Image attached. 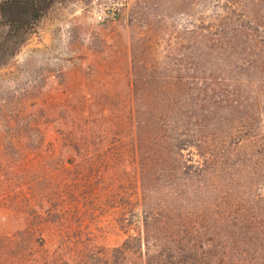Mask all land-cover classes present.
Here are the masks:
<instances>
[{
	"label": "rangeland",
	"instance_id": "1",
	"mask_svg": "<svg viewBox=\"0 0 264 264\" xmlns=\"http://www.w3.org/2000/svg\"><path fill=\"white\" fill-rule=\"evenodd\" d=\"M87 3L0 0V264L48 207L68 264H264V0Z\"/></svg>",
	"mask_w": 264,
	"mask_h": 264
},
{
	"label": "trees",
	"instance_id": "2",
	"mask_svg": "<svg viewBox=\"0 0 264 264\" xmlns=\"http://www.w3.org/2000/svg\"><path fill=\"white\" fill-rule=\"evenodd\" d=\"M35 0H12L13 4L19 7V11L23 12L27 8H30L31 15L35 14ZM32 118L30 122H27L26 125H30L27 128L29 133L18 131L10 133L5 137L8 142L13 144H19L24 139L34 140L41 147H44L43 138L40 133L36 130V126ZM25 125V126H26ZM45 151V150H43ZM0 183L4 181L7 176L2 171L3 158L4 154H0ZM28 155H21V160L27 159ZM123 194L126 196V203L132 202L130 194H128L125 189ZM33 215L36 217L32 220L33 223H28L27 228L37 231L39 234L38 240L36 236L29 237L28 243L29 248H27V253L32 257V263L34 264H68L71 259L66 253V248L72 245V243H81L79 237L71 236L73 230H77L78 226L72 227L66 217V208L65 207H48L40 212H33ZM53 215L54 218L50 219L49 216ZM36 221V222H35ZM36 224V225H35ZM40 241V242H38ZM116 249V247H115ZM118 249V248H117ZM82 250L80 251L81 255ZM79 254V253H78ZM80 258V257H79ZM75 264H82L80 261L76 260Z\"/></svg>",
	"mask_w": 264,
	"mask_h": 264
},
{
	"label": "built area",
	"instance_id": "3",
	"mask_svg": "<svg viewBox=\"0 0 264 264\" xmlns=\"http://www.w3.org/2000/svg\"><path fill=\"white\" fill-rule=\"evenodd\" d=\"M128 0H88V13L98 23L112 22L117 19Z\"/></svg>",
	"mask_w": 264,
	"mask_h": 264
},
{
	"label": "water",
	"instance_id": "4",
	"mask_svg": "<svg viewBox=\"0 0 264 264\" xmlns=\"http://www.w3.org/2000/svg\"><path fill=\"white\" fill-rule=\"evenodd\" d=\"M15 10L17 11V13H20L19 11V7L15 5Z\"/></svg>",
	"mask_w": 264,
	"mask_h": 264
}]
</instances>
